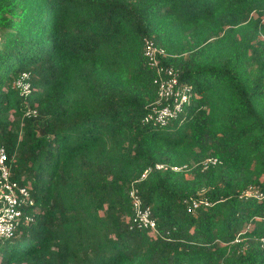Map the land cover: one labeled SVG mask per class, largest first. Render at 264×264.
Masks as SVG:
<instances>
[{
  "label": "trees",
  "instance_id": "16d2710c",
  "mask_svg": "<svg viewBox=\"0 0 264 264\" xmlns=\"http://www.w3.org/2000/svg\"><path fill=\"white\" fill-rule=\"evenodd\" d=\"M146 38L192 86L166 127ZM0 143L34 199L0 264H264V0H0Z\"/></svg>",
  "mask_w": 264,
  "mask_h": 264
},
{
  "label": "built area",
  "instance_id": "2783aa9c",
  "mask_svg": "<svg viewBox=\"0 0 264 264\" xmlns=\"http://www.w3.org/2000/svg\"><path fill=\"white\" fill-rule=\"evenodd\" d=\"M142 54L148 65L155 71L154 83L158 87V97L149 106V111L144 117V123L166 127L178 119L185 111L186 105L190 104L193 94L192 86L181 82L179 69L173 65H165L163 63L162 59L169 56V54L164 48L159 47L152 38L144 40ZM29 80L30 75L23 73L16 84L19 88L28 90L30 89ZM34 112H28L27 114ZM7 161L6 147L0 143V240L2 241L12 238L22 222L33 221V216L28 208L33 206L34 199L26 186L21 185L11 177ZM218 163L219 159L217 157L209 156L201 162L191 163V165L170 166L158 163L155 169H172L180 172L191 168V166H202L203 169H207ZM151 170L152 168L146 169L138 181L145 179ZM136 183L137 180H134L129 191V197L134 209V217L130 229H149L155 232L157 231V221L152 217L150 206H144ZM241 197L264 200V191L256 186H251L243 191ZM202 203L208 204L205 200L194 199L192 207L198 208ZM243 240V238L238 236L235 242H242ZM259 241L264 249V236L260 237Z\"/></svg>",
  "mask_w": 264,
  "mask_h": 264
}]
</instances>
